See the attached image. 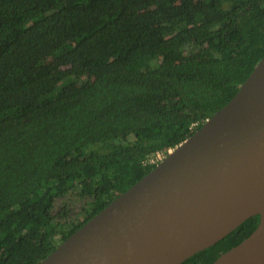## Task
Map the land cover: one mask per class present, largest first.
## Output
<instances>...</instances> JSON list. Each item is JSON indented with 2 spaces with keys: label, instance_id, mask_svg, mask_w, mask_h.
<instances>
[{
  "label": "trees",
  "instance_id": "trees-1",
  "mask_svg": "<svg viewBox=\"0 0 264 264\" xmlns=\"http://www.w3.org/2000/svg\"><path fill=\"white\" fill-rule=\"evenodd\" d=\"M263 56L264 0H0V264H38ZM258 222L180 264H211Z\"/></svg>",
  "mask_w": 264,
  "mask_h": 264
},
{
  "label": "water",
  "instance_id": "water-1",
  "mask_svg": "<svg viewBox=\"0 0 264 264\" xmlns=\"http://www.w3.org/2000/svg\"><path fill=\"white\" fill-rule=\"evenodd\" d=\"M255 215L211 264H264V56L225 106L38 264H180Z\"/></svg>",
  "mask_w": 264,
  "mask_h": 264
},
{
  "label": "built area",
  "instance_id": "built-area-1",
  "mask_svg": "<svg viewBox=\"0 0 264 264\" xmlns=\"http://www.w3.org/2000/svg\"><path fill=\"white\" fill-rule=\"evenodd\" d=\"M162 154L161 153H157L155 155H152L150 158H149V162H159L164 156H161Z\"/></svg>",
  "mask_w": 264,
  "mask_h": 264
},
{
  "label": "rangeland",
  "instance_id": "rangeland-1",
  "mask_svg": "<svg viewBox=\"0 0 264 264\" xmlns=\"http://www.w3.org/2000/svg\"><path fill=\"white\" fill-rule=\"evenodd\" d=\"M161 156H164V155L162 154ZM61 204H62V203H61ZM61 204H60V205H61Z\"/></svg>",
  "mask_w": 264,
  "mask_h": 264
}]
</instances>
